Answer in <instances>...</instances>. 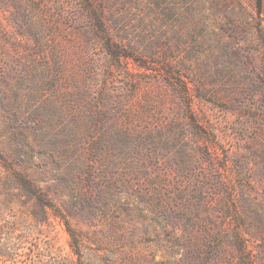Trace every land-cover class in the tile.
<instances>
[{
    "label": "rangeland",
    "instance_id": "obj_1",
    "mask_svg": "<svg viewBox=\"0 0 264 264\" xmlns=\"http://www.w3.org/2000/svg\"><path fill=\"white\" fill-rule=\"evenodd\" d=\"M0 264H264V0H0Z\"/></svg>",
    "mask_w": 264,
    "mask_h": 264
}]
</instances>
